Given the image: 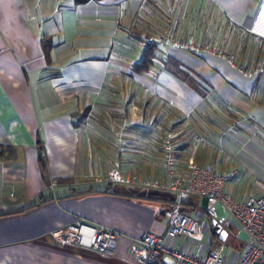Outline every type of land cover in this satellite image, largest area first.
<instances>
[{
	"label": "crops",
	"instance_id": "1",
	"mask_svg": "<svg viewBox=\"0 0 264 264\" xmlns=\"http://www.w3.org/2000/svg\"><path fill=\"white\" fill-rule=\"evenodd\" d=\"M169 134L179 173L210 165L234 198L264 196V0H0V264H138L135 239L165 234L176 199L140 184L166 183ZM79 220L82 244L55 239ZM100 225L113 256L89 246Z\"/></svg>",
	"mask_w": 264,
	"mask_h": 264
},
{
	"label": "built area",
	"instance_id": "2",
	"mask_svg": "<svg viewBox=\"0 0 264 264\" xmlns=\"http://www.w3.org/2000/svg\"><path fill=\"white\" fill-rule=\"evenodd\" d=\"M166 41L162 38L159 43L165 44ZM188 47L196 48L193 44ZM228 59L234 64L232 57ZM239 69L247 75L253 74L242 66H239ZM172 138L173 135H167L165 143L166 183L147 180L140 183L143 186L161 188L176 196L166 213V233H143L135 239L130 254L138 264H264V196L250 195L244 200L234 198L225 189L229 176L210 165L191 163L184 172L179 173L175 168V157L169 143ZM107 180L116 183L137 182L131 175L113 172L108 174ZM195 197L208 199L202 216L216 220L226 229L238 228L240 233L245 235V247L236 263H233V259H228L225 244L210 250H207L211 245L209 241L208 245H197V240L206 238L202 224L197 217L185 210L186 202ZM218 206H221L223 215L219 214ZM83 224L84 221L79 220L53 232V236L61 244L80 245L83 239ZM180 237L195 240L198 249L188 252L169 244L170 240ZM119 241L120 235L117 231L100 225L94 228L89 246L105 256H113ZM203 248H206V251L202 254ZM168 259L173 262L170 263Z\"/></svg>",
	"mask_w": 264,
	"mask_h": 264
},
{
	"label": "rangeland",
	"instance_id": "3",
	"mask_svg": "<svg viewBox=\"0 0 264 264\" xmlns=\"http://www.w3.org/2000/svg\"><path fill=\"white\" fill-rule=\"evenodd\" d=\"M165 172H166V169H165ZM112 187L115 188L114 186H112ZM191 201H192L191 202L192 206L190 208L191 210L189 211V213L192 214L193 216L197 217L200 220L201 224L204 226L205 225V219H204V217L200 216V214H202L205 211V207L202 206L203 198L202 197H195V198H192ZM218 212H219L220 215H223L221 206H218ZM208 229L211 230V227H208ZM241 237H242V235H241L239 229L235 228L233 230V233H232L233 242L234 241L236 242V240H240L239 243H241L242 242V238ZM212 241H213V237H212ZM231 241L232 240H228L226 242V244H227L226 245V249H227V253H228V259H234V258H236V256H238V251H236L233 248V245L231 244ZM207 242H208V238H200L199 240H197V245L198 246H200L201 244L208 245ZM234 245H236V243H234ZM217 246L209 245L207 247V250L215 249Z\"/></svg>",
	"mask_w": 264,
	"mask_h": 264
},
{
	"label": "trees",
	"instance_id": "4",
	"mask_svg": "<svg viewBox=\"0 0 264 264\" xmlns=\"http://www.w3.org/2000/svg\"><path fill=\"white\" fill-rule=\"evenodd\" d=\"M44 45H45L44 49H45L46 53L48 54V51H49V48H50L49 47L50 44L49 43H44ZM154 50H155V46L154 45H149L147 47V49L145 50V54H144L143 60L140 63L134 65V69L136 71L140 72V71L146 70L148 68V65L151 63V58L154 55ZM210 227H211V233H212V237H213L212 246H217V245H220V244H226V242L228 240H232L233 241V239H232V233H233V230H234L233 227L228 229L229 231H231V234H230V237L228 238V240L225 243L220 241L219 234L215 231V228H214V226L212 224L210 225ZM234 248L238 249L239 247L235 246Z\"/></svg>",
	"mask_w": 264,
	"mask_h": 264
},
{
	"label": "water",
	"instance_id": "5",
	"mask_svg": "<svg viewBox=\"0 0 264 264\" xmlns=\"http://www.w3.org/2000/svg\"><path fill=\"white\" fill-rule=\"evenodd\" d=\"M207 201H208L207 198H203V201H202V206L203 207H206L207 206ZM211 223L214 226L215 231L219 234L220 241L226 242L227 241V238H228V235H229L228 230L225 229L223 227V225L220 224V223H218L216 220H211Z\"/></svg>",
	"mask_w": 264,
	"mask_h": 264
}]
</instances>
